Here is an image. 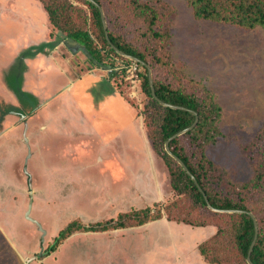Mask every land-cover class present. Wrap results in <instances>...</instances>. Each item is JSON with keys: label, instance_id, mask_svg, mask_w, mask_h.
I'll return each mask as SVG.
<instances>
[{"label": "rangeland", "instance_id": "1", "mask_svg": "<svg viewBox=\"0 0 264 264\" xmlns=\"http://www.w3.org/2000/svg\"><path fill=\"white\" fill-rule=\"evenodd\" d=\"M138 1L158 9L159 37L143 34L142 20L120 11L125 0L110 1L118 14L109 10L111 18L118 19L107 25L167 63L156 69L158 78L212 95L220 106L221 134L205 144V153L221 191L240 187L253 177L263 148L264 25L199 18L189 0ZM76 4L80 17H87V7ZM133 66L111 53L97 61L52 30L40 0H0V264H211L198 245L218 225L228 227L227 216L174 194L168 166L148 135L158 115L144 121L148 97ZM113 86L128 103L113 95ZM112 114L118 126L104 121ZM126 132L136 141L134 153L143 152L139 140L148 138L142 163L125 147ZM114 137L115 150L137 175L132 165L106 167L96 158L98 152L110 155L113 146L101 143L116 144ZM182 143L189 146L188 139ZM154 204L162 215L144 224L75 230L50 249L73 221L117 219L120 212ZM166 220L169 226L161 223ZM232 245L223 241L233 259Z\"/></svg>", "mask_w": 264, "mask_h": 264}, {"label": "trees", "instance_id": "2", "mask_svg": "<svg viewBox=\"0 0 264 264\" xmlns=\"http://www.w3.org/2000/svg\"><path fill=\"white\" fill-rule=\"evenodd\" d=\"M42 7L47 13L48 20L53 29L62 33L68 39L81 44L92 58L103 61L109 53L120 56L129 62L132 59L118 54L109 44L106 38L101 13L99 8L89 0H40ZM105 11L107 23L109 20L117 21V16L111 18L112 10L116 15L115 7L111 0H96ZM196 17L214 21L227 22L242 27H256L264 25V0H189ZM76 3L87 7L88 16L81 18V8ZM125 7L121 8L122 13L131 19L142 20L139 30L146 35L159 37V30L154 26L159 20V11L154 4L139 2L138 0H125ZM76 14V16H74ZM77 19H80L79 21ZM109 39L122 51L134 55L145 62H148L154 71L153 83L156 95L163 101L185 107L174 108L162 105L153 98L148 77L147 68L137 63L142 69L140 71V86L148 97L145 113L153 117L154 112L158 115L155 129L149 128L148 135L151 138L155 152L164 160L168 166L170 184L175 195L188 197L193 204L207 208V203L196 182L182 168L165 149V141L174 133L188 127L195 120V111L199 120L197 124L184 134L175 137L170 141V149L178 155L195 175L198 184L207 194L210 203L217 208L242 209L251 211L257 218L259 233L251 259L255 264H264V141L262 152L256 163L253 177L240 187H230L227 191L219 189V180L215 178L216 166L205 153L206 143L214 141L221 134L217 120L220 115V106L207 92L188 90L182 85H177L170 80H162L155 75L160 65H167L161 61V57L147 48L127 41L120 34H116L107 25ZM53 31L50 32V35ZM152 109V110H151ZM152 111V112H151ZM150 125L149 123H147ZM183 139L189 140V146L182 143ZM190 147V148H189ZM146 206L144 208L131 209L121 212L118 218H108L89 223L73 221L63 229L59 238L55 239L54 249L63 238H66L75 230L102 231L115 227L143 224L148 220L160 217L162 208ZM168 207V205H167ZM166 207V208H167ZM215 214V212H211ZM228 227L217 226V230L210 237L198 245L204 259L211 264H235L247 262V254L254 238L255 228L252 216L245 212H225ZM172 218V216H169ZM184 220V219H182ZM179 219L178 221H182ZM209 240H213L210 243ZM223 241H231L235 258L228 256Z\"/></svg>", "mask_w": 264, "mask_h": 264}, {"label": "water", "instance_id": "3", "mask_svg": "<svg viewBox=\"0 0 264 264\" xmlns=\"http://www.w3.org/2000/svg\"><path fill=\"white\" fill-rule=\"evenodd\" d=\"M91 1L92 3H94L100 10V13H101V19H102V23H103V27H104V31H105V35H106V38L107 40L109 41V44L110 46L120 55L124 56V57H127V58H130L132 59L134 62H137V63H140L142 65H144L147 70H148V77H149V82H150V87H151V93H152V96L153 98H155L157 101H159L162 105H165V106H170V107H174V108H184L185 107H182V106H178V105H174V104H170V103H167L163 100H161L157 95H156V92H155V88H154V83H153V74H152V68L150 66V64L148 62H145L144 60H141L140 58L134 56V55H131V54H128L124 51H122L118 46H116L113 42L110 41L109 39V34H108V28H107V21H106V18H105V13H104V10L102 8V6L96 1V0H89ZM196 115L195 117V120L192 122V124H190L188 127L172 134L166 141H165V149L167 150V152L175 159L177 160V162L182 166V168L190 175V177L196 182V184L198 185L199 189L202 191V194L205 198V201L207 203V206L211 209V210H214V211H218V212H247L249 213L253 220H254V228H255V234H254V238L252 240V243L250 245V248H249V251H248V254H247V262L248 264H255L252 259H251V252L253 250V247L255 245V242L257 240V237H258V233H259V227H258V221H257V218L256 216L254 215L253 212L251 211H247V210H242V209H228V208H217L215 206H213L210 201H209V198L207 196V194L202 190V188L200 187V185L198 184V181L195 177V175L190 171V169L188 168V166L186 165V163L178 156L176 155L169 147V143L171 140H173L175 137L177 136H180L182 134H184L185 132L191 130L198 122L199 120V116L198 114L193 111Z\"/></svg>", "mask_w": 264, "mask_h": 264}, {"label": "crops", "instance_id": "4", "mask_svg": "<svg viewBox=\"0 0 264 264\" xmlns=\"http://www.w3.org/2000/svg\"><path fill=\"white\" fill-rule=\"evenodd\" d=\"M93 75H96V73H92ZM97 74L99 75V76H101V77H105L103 74H100V73H98L97 72ZM94 77H96V76H94ZM113 92H114V94L113 95H119L122 99H123V101H126L125 99H124V95L115 87V86H113ZM121 93V94H120ZM112 95V96H113ZM124 96V97H123ZM127 103H128V101H126ZM126 107H129V106H126ZM126 110H127V113L129 114V113H132V110H130V107H129V110H128V108H125ZM115 115L116 114H112V116H111V118L110 119H106V120H104L106 123L108 122V120H111L112 121V123H114V124H116L117 126L119 125L118 124V122L119 121H117L116 119H115ZM131 116V118H134L133 117V114L132 115H130ZM97 118H98V116H96V114H95V120L94 121H92V122H94L95 124H92V126H94L95 125V127L97 128V131H98V128H99V121L97 120ZM141 119V118H140ZM91 126V125H90ZM91 126V127H92ZM141 126H142V128H143V122H142V119H141ZM144 129V128H143ZM101 131V130H100ZM90 133H91V130H90ZM99 132H96L95 133V135H96V137H98L99 135ZM123 135H125L124 133H123ZM144 135H145V129H144ZM123 139H124V143H125V147L128 149L129 148V150L132 152V147H134V145H135V143H136V141L135 140H133V138L132 139H128V134H127V132H126V135L125 136H123L122 137ZM114 139H116V144H113V141L111 140V141H109V142H102L101 144L102 145H106V144H109L110 146H113V148L110 150L111 152H110V155H103V154H101L100 152H98V153H96V155H97V159L99 160V159H102L104 162H105V166L106 167H108V166H110V167H115L116 165L117 166H122V164H123V168H125V167H128L129 165H132V173L134 174V175H137V173H138V171H135L134 169H133V166H135L134 164H124L123 163V159H125V157L126 156H122V155H119L118 153H117V151H118V149H117V151L115 150V147L114 146H116L119 142H118V140H117V138H115L114 137ZM144 140V142L143 141H140L139 140V142H142V144H143V152H140V153H134V152H132L134 155H132L133 156V160L134 161H136L137 159V161H140L141 163L144 161V159L146 158V148H147V145H148V147H151V144H150V142H149V140H148V138L147 137H145V139H143ZM112 142V143H111ZM145 144V145H144ZM104 148H109V146L107 145L106 147H104ZM140 150H141V148H140ZM124 151V150H123ZM142 151V150H141ZM119 152V151H118ZM137 157V158H136ZM137 167H140V165H137ZM134 170V171H133ZM109 175L111 176V177H113V175H114V173H109ZM124 175H127L126 173H124L123 174V176ZM34 186V185H33ZM152 196H153V194H151ZM32 208H33V205H31V208H30V212L32 213ZM121 213V212H120ZM35 219H40V218H37V217H35ZM162 221H164V219H162ZM161 223H163L165 226H169V222H168V220H166V222H161ZM144 224V223H143ZM137 229H143V226H142V228L141 227H139V228H137ZM108 230V229H107ZM107 230H102V231H107ZM77 231V230H76ZM79 232H92V233H100V232H102V231H82V230H78ZM139 231V230H138ZM75 232V231H74ZM29 254V253H28Z\"/></svg>", "mask_w": 264, "mask_h": 264}, {"label": "built area", "instance_id": "5", "mask_svg": "<svg viewBox=\"0 0 264 264\" xmlns=\"http://www.w3.org/2000/svg\"><path fill=\"white\" fill-rule=\"evenodd\" d=\"M133 64H134L133 69L136 70L137 74H140V72H139V71H141L140 66L137 64V62H134V61H133Z\"/></svg>", "mask_w": 264, "mask_h": 264}]
</instances>
